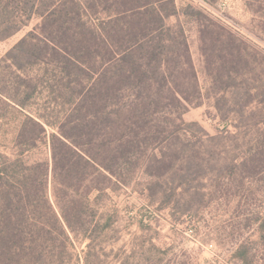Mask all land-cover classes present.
I'll list each match as a JSON object with an SVG mask.
<instances>
[{"label": "trees", "instance_id": "1", "mask_svg": "<svg viewBox=\"0 0 264 264\" xmlns=\"http://www.w3.org/2000/svg\"><path fill=\"white\" fill-rule=\"evenodd\" d=\"M39 2L41 33H27L7 55L24 70L26 53L15 51L29 53V47L39 45L36 61L47 68L53 62L55 84L49 86L68 110L57 121L46 110L27 114L17 136V154L0 151V264H46L39 240L67 236L65 227L87 237L109 228L111 217L101 227L99 220L93 224L100 198L108 189L130 185L143 160H159L154 153L158 147L167 149L160 169L186 163L179 167L186 171L185 182L192 180L191 172L204 169L207 154L230 159L228 170L238 168L237 159L215 144L205 147L187 136L182 148L176 146L187 126L199 125L185 123L183 115L201 101V91L185 29L180 22L169 23L172 17L181 19L175 0H144L140 5L135 0ZM99 5L107 15L97 25L88 11ZM4 29L0 38L17 30L11 25ZM22 82L28 87L25 97H10L16 108H25L37 90L32 79ZM0 99L4 100L1 95ZM229 116L222 114V121ZM234 126L238 133L240 125ZM225 130L217 137L223 138ZM40 144L48 145L50 157L32 159L28 152L40 150ZM248 159V172L264 170V142ZM153 195L150 190L147 198ZM260 228L264 232V218ZM255 244L237 248L235 257L241 264L257 263Z\"/></svg>", "mask_w": 264, "mask_h": 264}, {"label": "rangeland", "instance_id": "2", "mask_svg": "<svg viewBox=\"0 0 264 264\" xmlns=\"http://www.w3.org/2000/svg\"><path fill=\"white\" fill-rule=\"evenodd\" d=\"M175 2L181 19L172 17L169 23L180 22L185 29L201 91V101L183 115L185 123L199 125L187 126L176 146L182 148L187 136L205 147L215 144L237 159L238 168L228 170L230 159L207 154L204 169L191 172L192 180L185 182L186 171L179 167L186 163L179 161L173 170L160 169L167 149L158 147L154 153L159 160H143L130 185L108 189L100 198L93 224L99 220L101 227L111 217L109 228L87 237L65 227L67 236L55 241L41 237L46 264H241L235 252L246 242L256 243V264L263 263L264 170L248 172L252 164L247 158L264 142V0ZM39 6V0H0V34L9 25L17 28L0 38V95L4 98L0 99V151L7 155L17 154V136L27 114L46 110L57 121L68 110V105L55 100L57 93L49 86L55 84L53 62L48 68L43 61L37 62L39 45L29 47V53L15 51L16 55L26 53V58L20 56L26 63L24 70L17 69L7 55L27 33H41ZM104 7L89 10V20L99 25L107 15ZM33 43H39L37 38ZM23 78L32 79L37 90L25 108H16L10 97H25L28 87ZM222 114L230 115L228 121H222ZM234 125H240L238 133ZM225 128L224 137L218 138L219 130ZM235 133L237 138L232 137ZM40 146L28 152L32 159L50 157L48 145ZM150 190L151 199L147 198ZM48 193L52 195L51 175Z\"/></svg>", "mask_w": 264, "mask_h": 264}]
</instances>
